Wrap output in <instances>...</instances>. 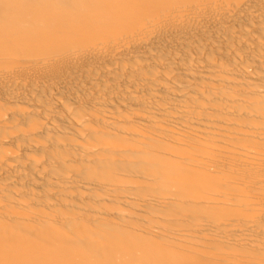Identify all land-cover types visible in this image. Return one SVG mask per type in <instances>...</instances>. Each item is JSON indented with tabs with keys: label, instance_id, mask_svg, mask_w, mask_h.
Wrapping results in <instances>:
<instances>
[{
	"label": "bare ground",
	"instance_id": "1",
	"mask_svg": "<svg viewBox=\"0 0 264 264\" xmlns=\"http://www.w3.org/2000/svg\"><path fill=\"white\" fill-rule=\"evenodd\" d=\"M0 264H264V0H0Z\"/></svg>",
	"mask_w": 264,
	"mask_h": 264
}]
</instances>
